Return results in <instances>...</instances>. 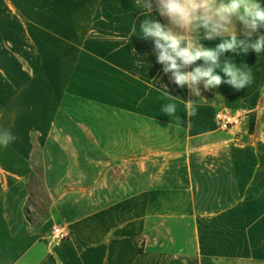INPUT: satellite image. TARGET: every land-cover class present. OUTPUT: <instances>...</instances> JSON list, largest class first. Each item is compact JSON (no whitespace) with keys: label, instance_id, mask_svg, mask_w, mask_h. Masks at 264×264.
<instances>
[{"label":"crops","instance_id":"obj_1","mask_svg":"<svg viewBox=\"0 0 264 264\" xmlns=\"http://www.w3.org/2000/svg\"><path fill=\"white\" fill-rule=\"evenodd\" d=\"M144 19L134 0H0V129L17 137L0 147V264H264V53L221 58L248 87L189 99L133 35ZM219 111L254 126L219 131Z\"/></svg>","mask_w":264,"mask_h":264},{"label":"clouds","instance_id":"obj_2","mask_svg":"<svg viewBox=\"0 0 264 264\" xmlns=\"http://www.w3.org/2000/svg\"><path fill=\"white\" fill-rule=\"evenodd\" d=\"M134 4L145 19L139 32L134 22L133 35L151 41L156 63L173 84L188 89L189 99L222 84L240 90L252 83L251 72L240 69L231 57L221 58L226 53H264V34L258 32L264 29L260 0H134ZM153 12L165 22L153 18ZM216 40L220 42L214 47L203 43ZM174 110L172 103L162 108L167 114ZM16 139L10 129H0V147L7 148Z\"/></svg>","mask_w":264,"mask_h":264},{"label":"built area","instance_id":"obj_3","mask_svg":"<svg viewBox=\"0 0 264 264\" xmlns=\"http://www.w3.org/2000/svg\"><path fill=\"white\" fill-rule=\"evenodd\" d=\"M214 124L219 131H233L242 127H245L247 131H251L254 126V118L249 112L229 113L219 111L215 114ZM67 238L68 233L60 227H53L49 243L55 246Z\"/></svg>","mask_w":264,"mask_h":264},{"label":"rangeland","instance_id":"obj_4","mask_svg":"<svg viewBox=\"0 0 264 264\" xmlns=\"http://www.w3.org/2000/svg\"><path fill=\"white\" fill-rule=\"evenodd\" d=\"M30 200L27 208L28 216L34 226H37L46 216L48 209V200L39 178H36L30 184Z\"/></svg>","mask_w":264,"mask_h":264},{"label":"trees","instance_id":"obj_5","mask_svg":"<svg viewBox=\"0 0 264 264\" xmlns=\"http://www.w3.org/2000/svg\"><path fill=\"white\" fill-rule=\"evenodd\" d=\"M29 188V187H28ZM29 190H30V188H29ZM30 193H31V190H30ZM26 217H28V214H27V212H26ZM28 219H29V217H28Z\"/></svg>","mask_w":264,"mask_h":264}]
</instances>
